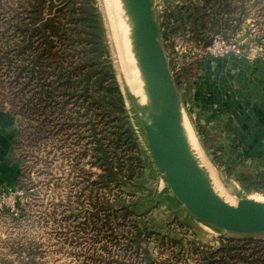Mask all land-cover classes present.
<instances>
[{
	"label": "rangeland",
	"instance_id": "1",
	"mask_svg": "<svg viewBox=\"0 0 264 264\" xmlns=\"http://www.w3.org/2000/svg\"><path fill=\"white\" fill-rule=\"evenodd\" d=\"M15 1L0 0V7H15ZM232 1L234 12L229 28L225 32H208L209 42L206 45L202 41L195 44L185 37H175L173 42L172 38L162 37L161 32L159 39L171 74L172 68L182 61L191 63L190 78L183 79L175 86L184 127L188 129L186 132L191 137L189 140L197 158L210 173L209 182L214 185L218 195L229 203L240 198L263 201V193L246 190L237 179L243 172L260 173L264 179V150L252 153L249 149L247 155L234 157V149H227V155L222 160L220 154L217 151L213 153L214 149L209 146L205 119L200 122L198 112L194 111L198 98L204 96L205 79L215 74L208 72L211 64L217 69L216 77L230 80L234 89L239 83L238 77L239 81L252 79L257 73L255 66L257 69L258 66L264 68V0ZM189 2L202 3L201 0ZM185 3L184 0H153V13L159 30H165V8ZM97 5L103 15L111 60L129 120L138 135L137 149L126 150L125 154H139L144 159V175L123 183L120 192L132 201L130 208L133 212L151 216L153 231L158 232V239L167 238V241L159 244L151 237L147 248L154 257L166 258L168 264H214V258L228 264L220 256L222 238L264 241V233L239 234L219 229L194 217L184 205L172 200L166 193L164 185L168 186L167 182L164 179L162 182L156 174V162L145 138L140 113L133 105V96L119 65L103 0H97ZM1 18L2 13L0 21ZM9 37L0 33V52L7 51L10 55L12 47L5 44ZM228 41L235 45L234 49L222 52ZM170 43L174 45L173 48ZM30 107L29 93L19 89L11 67L3 58L0 60V111L13 123L15 133L6 138L4 148L0 146V159L5 167L3 181L0 182V203L11 206L14 199L16 201L13 194L22 191L19 195L22 209L13 206L12 213L0 210V264H149L135 257L131 251L123 252L124 240L115 228L116 236L110 238V230L103 221L98 222L100 229L97 231L93 224L84 219L85 207L82 208L77 199L87 202L89 188H85V182L87 178L93 180L98 169L84 154H89L90 143L68 128L56 131L49 127V132H44L39 138L35 128L37 120L33 119ZM143 109L145 111V105ZM261 122L264 125V118H261ZM232 123L235 124L232 126H237L236 119ZM101 131L109 132L107 128ZM217 132H220V127L213 131L219 134ZM82 134L87 136L88 132L82 130ZM1 149L4 151L1 152ZM70 209L74 210L77 218L70 215ZM170 240H182V243L177 246ZM201 246L209 248L215 257L202 259L199 253ZM27 249L32 251L26 252ZM250 250L247 248L245 254ZM256 250L249 255V259L253 260V264H264V248ZM20 251L27 256L24 262ZM226 260L232 264H248L240 258Z\"/></svg>",
	"mask_w": 264,
	"mask_h": 264
},
{
	"label": "trees",
	"instance_id": "2",
	"mask_svg": "<svg viewBox=\"0 0 264 264\" xmlns=\"http://www.w3.org/2000/svg\"><path fill=\"white\" fill-rule=\"evenodd\" d=\"M184 1L181 6L165 8L162 37L172 38L173 42L175 37H185L206 45L208 32L229 28L234 12L232 0H201L199 5ZM15 4L0 7V33L11 36L5 44L12 47L10 55L0 52V60L4 58L11 67L19 89L29 93V111L37 120L39 138L49 132V127L56 131L68 128L90 143L89 154H84L98 169L93 180L87 178L85 182V188H89L87 202L77 199L85 207L84 219L97 231L98 222L103 221L110 238L116 236V229L124 240L123 252L131 251L149 264H168L166 258L154 257L147 248L151 237L159 244L167 238L158 239L151 216L133 212L132 201L120 192L123 183L144 175V159L139 154H125L126 150L137 149V135L119 88L97 0H16ZM190 64L184 60L172 68L176 86L190 78ZM106 128L108 134L101 131ZM237 180L246 190L264 194L260 173L243 172ZM15 207L22 209L20 196L16 197ZM2 211L13 212L6 205ZM73 211L70 209V215L77 218ZM170 242L178 246L182 240ZM247 248L251 250L245 254ZM257 248H264V241L222 238L219 247L222 260L228 264L232 262L226 259L238 258L253 264L249 255ZM199 253L202 259L215 257L202 246ZM20 254L24 262L25 252ZM214 264H222L221 259L214 258Z\"/></svg>",
	"mask_w": 264,
	"mask_h": 264
},
{
	"label": "water",
	"instance_id": "3",
	"mask_svg": "<svg viewBox=\"0 0 264 264\" xmlns=\"http://www.w3.org/2000/svg\"><path fill=\"white\" fill-rule=\"evenodd\" d=\"M131 23L135 56L148 95V111L131 97L145 138L175 198L194 217L239 234L264 233V201L240 198L229 203L212 188L187 146L180 100L160 42L152 0H123Z\"/></svg>",
	"mask_w": 264,
	"mask_h": 264
},
{
	"label": "crops",
	"instance_id": "4",
	"mask_svg": "<svg viewBox=\"0 0 264 264\" xmlns=\"http://www.w3.org/2000/svg\"><path fill=\"white\" fill-rule=\"evenodd\" d=\"M210 66L208 72L216 74L217 69L212 64ZM256 69L255 66L254 70L257 73L252 79L239 81L238 77L239 83L236 84L235 89L232 88L230 80L212 74L210 78L205 79L204 96H200L196 102L194 111L198 112V119L200 122L205 119L207 123L206 133L209 135L207 139L210 143L209 146L214 149L213 153L217 151V154H220L222 160L227 155V149H234L235 155L231 153L234 157L242 154L247 155L249 149L252 150V153H260L261 150H264V125L261 122V118H264V68L258 66ZM259 117L260 119H258ZM234 119L237 121V126H232L235 125L232 123ZM216 126L220 127V132H217L219 134L213 133L216 128L218 129ZM14 133L15 126L4 112L0 111L1 148L5 147L6 138ZM3 151L1 149V152ZM256 155L264 157L260 154ZM249 158H245V161ZM4 169L3 161L0 159V182L3 181ZM155 169L156 174L163 182L165 177L156 164ZM167 187L164 185L166 193L172 197V200L178 202Z\"/></svg>",
	"mask_w": 264,
	"mask_h": 264
},
{
	"label": "bare ground",
	"instance_id": "5",
	"mask_svg": "<svg viewBox=\"0 0 264 264\" xmlns=\"http://www.w3.org/2000/svg\"><path fill=\"white\" fill-rule=\"evenodd\" d=\"M108 25L111 31L113 43L116 49L119 65L121 67L125 82L130 89L135 101L142 107L145 105V112L148 111V95L145 88L143 76L141 74L134 51L133 39L131 35V23L126 12L123 0H103ZM181 123L187 146L192 152V156L197 159L198 165L204 169L208 179L211 181L210 173L206 166L200 163L191 145L186 129L184 127L182 112ZM188 130V129H187ZM191 139V137H190ZM194 144V143H193ZM196 149V148H195ZM197 151V150H196ZM204 159V158H203ZM205 161V160H204ZM216 192L214 185L210 183ZM216 187V186H215ZM216 194H218L216 192ZM261 199V198H260ZM257 200V199H256ZM264 201V200H263ZM232 203H235L234 201Z\"/></svg>",
	"mask_w": 264,
	"mask_h": 264
},
{
	"label": "built area",
	"instance_id": "6",
	"mask_svg": "<svg viewBox=\"0 0 264 264\" xmlns=\"http://www.w3.org/2000/svg\"><path fill=\"white\" fill-rule=\"evenodd\" d=\"M153 1V0H152ZM178 2V1H177ZM160 8L162 7L163 8V6L162 5H160L159 6ZM221 42H224L223 40L221 41ZM217 44V43H216ZM234 47H235V45L232 43V42H230V41H228V44L227 45H225L224 46V49H222L221 51L222 52H231L233 49H234ZM191 53V52H190ZM189 53V54H190ZM138 136V135H137ZM20 193H22V191L20 192V191H17V192H15L14 194H13V197L14 198H16L17 196H19L20 195ZM4 205H6V206H8L7 204H4ZM2 203H0V210H2V208H3V206H4ZM13 206H15V199H14V202H13V204L11 205V206H8V207H10L11 208V210L13 209Z\"/></svg>",
	"mask_w": 264,
	"mask_h": 264
}]
</instances>
